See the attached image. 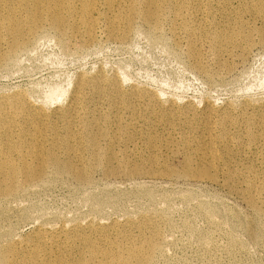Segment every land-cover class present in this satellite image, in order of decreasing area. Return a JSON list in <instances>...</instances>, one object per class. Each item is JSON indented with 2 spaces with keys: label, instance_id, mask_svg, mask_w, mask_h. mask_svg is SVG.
Segmentation results:
<instances>
[{
  "label": "rangeland",
  "instance_id": "obj_1",
  "mask_svg": "<svg viewBox=\"0 0 264 264\" xmlns=\"http://www.w3.org/2000/svg\"><path fill=\"white\" fill-rule=\"evenodd\" d=\"M91 1L97 7L88 14L97 21L94 37L78 19L67 17L62 32L45 15L23 47L0 63V96L19 93L36 108L69 106L80 75H100L104 89L119 88L86 90L70 127L75 139L69 150L76 154L58 152L90 181L48 166L41 180L13 184L11 194L0 195V247L24 238L32 248L36 232L48 235L63 226L77 225V233L96 238L98 224L123 223L139 232L127 230L122 244L154 238L151 264H264V153L258 144L245 145L244 132L264 137V20L253 10L235 14L250 0H160L156 24L135 15L125 35L111 36L109 20L119 19L123 29L122 15L106 14L102 0ZM174 3L184 4L176 18ZM114 7L124 11L127 4L116 0ZM183 21L203 29L188 35L179 27ZM238 26L246 38L212 45L214 35ZM1 51L7 53V45ZM53 89L60 96L48 100ZM110 101L121 103L114 108ZM131 112L142 118L131 119ZM51 122L65 132L68 120ZM92 133L99 135L95 149L83 138ZM209 134L218 155L215 179L200 171ZM92 150L109 158L94 160ZM248 183L256 190L252 202L242 194ZM145 219L151 224L143 229L133 224ZM103 232L106 240L118 238ZM117 248L100 246L103 252ZM48 250L47 257L57 253Z\"/></svg>",
  "mask_w": 264,
  "mask_h": 264
},
{
  "label": "bare ground",
  "instance_id": "obj_2",
  "mask_svg": "<svg viewBox=\"0 0 264 264\" xmlns=\"http://www.w3.org/2000/svg\"><path fill=\"white\" fill-rule=\"evenodd\" d=\"M102 1L106 7L104 8L105 13L115 17L119 14L122 15L126 25L120 29V20L110 19L109 35L111 36L125 35L127 27L131 26V19L135 15H140L147 23L155 24L161 16L160 0H118L127 4L124 11L114 7L116 0ZM43 3L46 5L44 6ZM183 7L184 4H173L171 13L174 18ZM96 8L94 1L90 2V0H81L78 5L75 0H0V63L6 61L10 55L23 47L25 40L29 38L45 15L50 20L52 27L62 32H64L63 27L69 23V17L72 18V21L78 19L85 25L90 38L94 37L97 21L88 14L90 15ZM64 9L66 11L63 15L62 10ZM244 10L255 11L264 20V0H250L235 14L238 15ZM179 27H182L188 35L203 29L200 24L192 26L185 21L180 22ZM4 35L6 36L3 37ZM237 35L243 38L247 37L242 26L233 27V30H229L227 34L220 32L214 35L212 45L215 48H220L224 41ZM3 45H7V53L1 51ZM103 82L104 79L100 75L92 77L80 75L71 94V104L61 110L58 108L51 110L44 107L36 108L19 93L0 96V195L11 194L13 184L16 187H23L32 179L41 180L48 166L52 168L53 173L68 172L80 181H90L89 174L81 171L70 161H63L58 152L64 149L61 156L76 154L69 150L70 142L75 139L70 132V127L80 117L77 107L82 103L86 90L90 89L96 94H101L119 89L118 86L104 89ZM109 82L115 83V80H109ZM58 94V89H53L49 93L48 100L57 99L60 96ZM134 98L139 99L137 95H134ZM150 101L152 105H155L153 100L150 99ZM130 102L131 99L126 98L125 103L129 104ZM110 103L112 107L116 108L121 102L110 101ZM129 117L135 120L142 118V115L131 112ZM53 119L68 120V123L64 125L65 132L62 135L58 133L57 127L51 122ZM222 120L227 121L228 118L224 116ZM97 121V117L89 123H84L87 122L84 121L82 128L89 131L90 126ZM16 132L19 136L14 138ZM244 132L249 138L245 145L258 144L264 153V137L261 138L252 129H245ZM98 137L99 135L95 133H92L89 138L83 136L92 149L96 148V138ZM44 141H46V145H44ZM28 144H30L29 147ZM92 151L94 160L102 157L104 161H107L109 158V156H102L98 151ZM13 154L17 155V162L13 160ZM201 155L206 159L202 162L200 170L203 172L202 177L215 179L213 167L218 155L211 146L210 134L207 139L203 140ZM150 163H152L151 165L155 164L153 159L150 160ZM191 163L190 159L186 160L188 169H190ZM255 191L254 186L248 183L242 194H246L252 202ZM133 224L137 225V228L143 229L151 224V220L135 221ZM97 226L101 229L96 234V238L85 233H77L78 226L74 225L60 227L57 232L48 235L36 232L31 239L32 248L27 247L26 239H18L0 247V264H66L68 260H71L72 264H151L154 252L158 248L153 237L141 238L136 243L128 241L122 244L121 240H129L127 230L133 234L138 233L139 230L134 227L126 228L123 223L98 224ZM245 226L249 227L248 223H245ZM86 227L92 228L93 226L87 224ZM105 229L117 232L118 238L106 240L105 232H103ZM250 233L252 234V231ZM1 236L2 234H0ZM98 240L103 241L99 243ZM48 245L57 250L53 257H47L49 254ZM100 246L118 248L115 253L108 249L103 252Z\"/></svg>",
  "mask_w": 264,
  "mask_h": 264
}]
</instances>
